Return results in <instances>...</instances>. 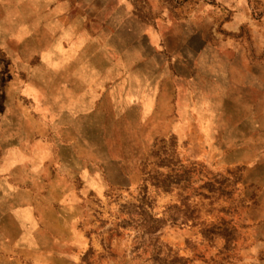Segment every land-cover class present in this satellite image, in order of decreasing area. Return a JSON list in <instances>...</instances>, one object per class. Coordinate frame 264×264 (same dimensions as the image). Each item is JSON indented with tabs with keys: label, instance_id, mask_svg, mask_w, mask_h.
<instances>
[{
	"label": "rangeland",
	"instance_id": "obj_1",
	"mask_svg": "<svg viewBox=\"0 0 264 264\" xmlns=\"http://www.w3.org/2000/svg\"><path fill=\"white\" fill-rule=\"evenodd\" d=\"M0 264H264V0H0Z\"/></svg>",
	"mask_w": 264,
	"mask_h": 264
}]
</instances>
